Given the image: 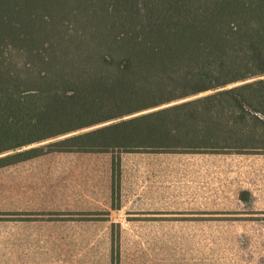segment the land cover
<instances>
[{"label": "trees", "instance_id": "trees-1", "mask_svg": "<svg viewBox=\"0 0 264 264\" xmlns=\"http://www.w3.org/2000/svg\"><path fill=\"white\" fill-rule=\"evenodd\" d=\"M54 151L264 153V0H0V168Z\"/></svg>", "mask_w": 264, "mask_h": 264}, {"label": "rangeland", "instance_id": "rangeland-1", "mask_svg": "<svg viewBox=\"0 0 264 264\" xmlns=\"http://www.w3.org/2000/svg\"><path fill=\"white\" fill-rule=\"evenodd\" d=\"M199 153L54 151L9 165L0 171V264H264V153ZM179 198L211 205L210 218H143V206ZM12 203L86 210L17 216ZM13 217L29 225L16 232Z\"/></svg>", "mask_w": 264, "mask_h": 264}, {"label": "crops", "instance_id": "crops-1", "mask_svg": "<svg viewBox=\"0 0 264 264\" xmlns=\"http://www.w3.org/2000/svg\"><path fill=\"white\" fill-rule=\"evenodd\" d=\"M63 154V153H62ZM67 154V153H65ZM157 154L159 155H165V154H170V155H185L187 156L188 154L191 155H197L200 154L199 152H157ZM47 154H43L40 156H46ZM39 156V157H40ZM38 157V156H37ZM36 158V157H34ZM33 159V158H31ZM31 159L25 160L23 161V163H27L28 161H30ZM21 162L15 163V164H11L10 166H16ZM9 167L5 166L0 168L1 170H4L5 168ZM170 193V191H169ZM180 193V192H179ZM183 194H189L187 191L182 192ZM174 194V193H173ZM177 194V193H176ZM183 199L179 198V201L177 202H161V203H151L150 206H143V218H172V219H180V218H198V217H209L211 216L210 211L213 210V207L211 205H205L204 202H197V201H182ZM123 207L118 206V207H111L112 209H116V210H121ZM8 210H11L13 212H16V214H18L17 216L20 215V212L24 211L27 212V216H30L31 214L29 213H34L32 211H49V213H52V215H59V216H63L64 212L67 213V210H86V209H82V208H70L67 207V205H55V206H51V207H21L20 204L18 203H12V206L7 208ZM110 209V208H109ZM93 210V209H91ZM95 210V209H94ZM208 211V212H206ZM24 215V213H23ZM51 215V214H50ZM24 220L19 219V217H13L11 224L13 226V228H15L16 232H18V230L20 231V226H28L29 225V220H25L29 217H23ZM21 221L23 222H27L26 224H21ZM63 221L62 218L57 219V222H59V224H61V222Z\"/></svg>", "mask_w": 264, "mask_h": 264}]
</instances>
